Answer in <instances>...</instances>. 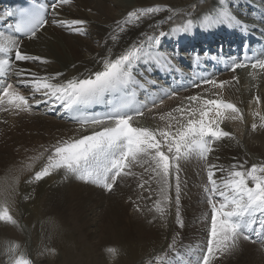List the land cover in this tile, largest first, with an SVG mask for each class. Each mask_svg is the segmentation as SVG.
I'll return each instance as SVG.
<instances>
[{"label": "snow or ice", "instance_id": "6c2138e0", "mask_svg": "<svg viewBox=\"0 0 264 264\" xmlns=\"http://www.w3.org/2000/svg\"><path fill=\"white\" fill-rule=\"evenodd\" d=\"M73 3L74 0H32L19 14L7 11L0 16V20L6 21L18 15L14 23H7L0 30V112H31L33 103H45L49 111L62 109L79 126L78 137L58 141L50 149H45L46 157L45 153H39L30 158L33 161L45 159L46 162L28 182L41 181L53 172L63 170L66 177L75 176L111 193L118 187V181L136 176L135 169L140 168L143 171L137 187L148 195H141L138 199L152 201L148 211L155 213L153 221L158 219L166 223L174 207L175 222L182 228L181 162L195 159L201 162L206 172V183L202 185L210 209V215L206 217L209 223L206 245H182L178 241L179 233H176L147 264H215L221 255L235 251L241 240L258 243L264 249V164L245 167L234 163L225 167L209 160L218 141L235 139L221 125L225 120L243 121V113L236 104L223 99L220 91L212 92L210 96L191 95L184 98L186 104L154 117L162 125L148 127L136 123L146 111L150 113L157 107L155 99L150 108L137 98L138 90L145 88L147 83L138 79V66L141 62L151 61L159 64L162 59L167 62V57L153 49L160 43V37L170 33L142 32V39L131 42L118 53H113L112 47H106L103 55L94 58L95 67H85L78 75L67 79H61L62 72L40 75L24 66L49 63L47 59L24 50L25 42L37 39L49 25L79 35L86 34L88 21L61 18L65 6ZM162 11L175 10L152 6L129 11L124 19L115 22L105 45L109 41L116 45L130 26L139 27ZM167 19L171 20L172 16ZM164 22L161 20L149 27L158 28ZM203 24H227L249 30V25L230 11L227 0H218L217 6L203 16ZM193 25L194 21L188 19L186 24L172 29V32H188ZM261 33L264 35V29ZM248 67L253 70L250 75L255 79L256 70L264 73V58L257 56L253 61L245 54L242 60H233L229 65L232 72ZM10 77L16 78L15 83L9 82ZM234 79L238 80V77ZM228 83L203 80V84L218 90L224 89ZM21 86L30 89L31 95H24ZM192 87L199 88L201 84L193 83ZM37 94L42 99H37ZM165 95L171 99L176 92H165ZM254 99L260 103L259 96ZM159 103L163 104L162 98ZM96 106H102L104 110L91 111ZM253 115L259 117L260 123H253L252 130L264 129V115L258 110ZM32 166L29 163L24 167L30 169ZM18 183L19 178H14V184ZM15 193L13 186L6 190V197L14 199ZM136 210L141 211L138 204ZM0 222L18 226L7 198L0 201ZM19 247L18 243L6 247L9 264H32L30 259L18 254ZM107 251L115 256L118 250L110 247Z\"/></svg>", "mask_w": 264, "mask_h": 264}, {"label": "bare ground", "instance_id": "6f19581e", "mask_svg": "<svg viewBox=\"0 0 264 264\" xmlns=\"http://www.w3.org/2000/svg\"><path fill=\"white\" fill-rule=\"evenodd\" d=\"M201 1L203 0H120L111 3L110 0H74L72 5L65 6L61 18H78L88 21L86 34L79 35L65 29L53 28L44 34L43 39L40 36L37 40L25 42L24 50L28 53L49 60L47 64L37 62L27 64L26 67L40 75H54L57 72H62L64 76L61 79L78 75L85 67H95L94 58L103 55L106 47H112L113 53H118L131 42L142 39V32L156 34L165 27L166 33H169L170 27L182 26L186 24L188 19H193L194 23H197L203 19L204 15L211 12L218 3V0H206L207 4L210 5L203 11L191 15L194 12L191 8L194 6L199 8L207 6H201L203 3ZM251 1L258 8L264 4L262 0ZM234 2L241 6L240 9H244V0H234ZM152 6L171 8L175 11H162L150 17L139 27L130 26L126 33L121 34L119 43L113 46L112 42L109 41L105 45L104 42L117 20L124 19L129 11ZM179 12H183L180 14L182 17L180 23H172L171 20L167 19L169 15L173 18ZM240 17L252 22L249 19L251 14L247 11ZM161 20L165 22L160 24L158 28L149 27V25L158 24ZM208 29L219 33L222 31V28H213V26H209ZM191 33L195 34L196 32L192 31ZM73 65L76 67L73 68ZM240 74L242 79L240 90L228 83L222 90L206 88L207 91H205L206 89H199L195 92H188L180 97L169 99L163 106L148 113L141 120V123L148 127H155L159 120L154 117H158V114L162 112L171 111L181 104H186L185 97L197 94L210 96L215 91H220L222 96L227 94L229 99L232 98L244 103L248 117H250L256 108L252 99L257 86L260 88L259 95L264 103V77L253 79L248 69ZM225 78L223 77L221 80L229 82V80H224ZM15 115L0 123V201L7 198L15 218L17 212L25 208L29 213L33 212L30 218L34 220L40 217L39 205L36 204L45 197L46 200L42 205V210L46 212L44 216L48 214L57 216L54 221L61 225L55 227L70 235L69 241L66 240V243L63 242L65 239H60L62 245L58 240V246L61 248L59 252H51L47 250L48 247L43 248L39 264H147V261L154 254H158L162 248L166 247L176 233H179L178 241L182 245H205L206 236L203 230L206 229L208 232L209 223L206 217L210 215V211L200 187L206 181L199 180L195 173L181 172L183 181L181 192L182 228L175 222L174 207L171 215L167 218V222L162 223L158 219L153 221L155 213L148 211L152 206V201L138 199L141 195H148L147 192H142L137 187L142 169L137 178L125 181L122 185L119 184L118 191L112 195H107L99 188L80 183L76 181L74 176L66 177L63 170L47 176V180L45 177L41 181L29 183L28 181L32 179L34 173L39 171L46 162L45 159L33 161L30 158L39 153H45L46 157L45 149H50L52 145L64 140L73 132L68 125L51 118H42L33 108L31 112ZM254 123L258 125L260 123L259 118H256ZM235 132L237 133L234 136L235 139L225 138L216 143L215 151L209 160L225 167L234 163L244 164L245 167H251L253 164H264V129L258 127L253 131L249 119L246 131L241 128L236 129ZM29 163L33 165L30 169L24 167ZM197 174H201V177L206 176V172L203 170L201 172L198 170ZM217 175L219 176L220 173ZM186 176H188L187 180ZM17 177L19 183L14 184V178ZM192 185L194 186L192 187ZM13 186L16 188L14 199L11 196L6 197V190ZM153 189H155V185H153ZM18 198L23 201L25 199V204L23 205L22 200H19L20 204H18ZM113 198L116 201L113 200L109 203V199ZM155 198L154 195L153 200ZM137 204L141 211L136 210ZM105 207L115 209H111L113 211L107 213L104 211ZM27 219H29L28 216ZM70 219L76 220L77 225L75 223L70 224ZM1 224L2 222H0ZM18 224L21 226L22 222H18ZM19 234V230L14 225L0 226V235L19 237ZM94 238L98 239L92 244L91 241ZM124 238L123 244L119 247L118 241ZM87 240H90L92 247L87 245ZM68 242L71 243L70 247ZM112 242L117 243L113 246H118V248L116 247L117 255L114 256V259L111 254L106 258L107 249L113 247L110 245ZM58 246L53 247L58 248ZM103 250L105 253H102ZM215 264H264V249H261L259 245L241 240L235 251L224 254V258L220 257Z\"/></svg>", "mask_w": 264, "mask_h": 264}, {"label": "rangeland", "instance_id": "374dc122", "mask_svg": "<svg viewBox=\"0 0 264 264\" xmlns=\"http://www.w3.org/2000/svg\"><path fill=\"white\" fill-rule=\"evenodd\" d=\"M116 1H120V0H110L111 3H115ZM262 1L264 3V0H262ZM201 2H204V0ZM50 30L51 29L45 31V34L47 32H49ZM43 37H44V35L41 37V39H43ZM247 121L249 123L248 118H247ZM39 131H41V130H39ZM253 141L255 142V140H253ZM253 160L255 161L254 157H253ZM26 178H27V176H26ZM47 179H48V177H46V180ZM44 198L45 197L41 198V201L37 202V204H36L37 206L39 205L38 208L40 210L39 211L40 217H37L34 220H32V218H30V216H32L33 212H30L31 213V215H30V213L25 208L17 212L16 219L19 223L22 222L21 226L19 224H18V226H16V228L20 232L19 237L0 235V264H9L8 256L6 254V247L12 243H18L20 245V247L18 249L19 255H23L26 258L30 259L31 261H33V264L34 263L39 264V261L41 260V251L43 248L48 247L47 250H49L51 252H53V251L59 252L61 248H59V246H58L59 245L58 240L60 241V239L61 240L65 239V241H63L65 243H66V240L69 241L68 239H69L70 235L66 234V232L61 230L60 228H59L60 231L56 228L57 226L61 225L60 223H56L54 221L57 219V216H52V214H48L47 216H44V215H46V212L44 210H42L43 202L46 200V198L45 199ZM19 200L21 201L22 199L18 198V200H17L18 204H20ZM113 200L116 201L115 198L109 199V203ZM24 201H26V200L24 199ZM24 201H23V205L25 204ZM126 203H127V201H126ZM104 204H108V203H104ZM111 209H115V208H111ZM111 209H108L105 207L104 211L107 213H110L113 211ZM13 211H15V210H13ZM27 216L29 219L26 220ZM42 217H44V218H42ZM20 218H21V220H20ZM41 218H42V220H41ZM72 223H75L77 225L76 220L70 219V224H72ZM0 226H8V224L2 223ZM94 232H95V230H94ZM66 236H67V238H66ZM97 239L98 238H94V240H93L94 242L91 241V243L94 244L95 241H97ZM124 240H125V238L122 240H119L118 244L112 242L110 245L113 246L114 244H117L120 247L123 244ZM89 241L90 240H87L86 243L88 246L92 247V245ZM70 244L71 243L68 242L69 247L71 246ZM60 245H62V242L60 243ZM53 246L54 247L58 246V248H54ZM118 246H113L112 248L117 249ZM103 252L105 253V250H103L102 253ZM108 255H109V253L106 255V258H108L107 257ZM112 258L114 259L115 257L112 256Z\"/></svg>", "mask_w": 264, "mask_h": 264}]
</instances>
